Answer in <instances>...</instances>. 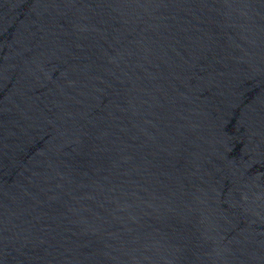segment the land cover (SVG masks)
<instances>
[{
	"label": "water",
	"instance_id": "1",
	"mask_svg": "<svg viewBox=\"0 0 264 264\" xmlns=\"http://www.w3.org/2000/svg\"><path fill=\"white\" fill-rule=\"evenodd\" d=\"M0 264H264V0H0Z\"/></svg>",
	"mask_w": 264,
	"mask_h": 264
}]
</instances>
